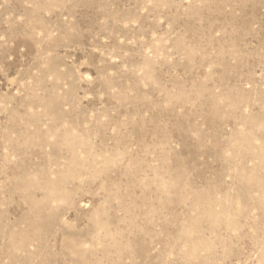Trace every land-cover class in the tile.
Here are the masks:
<instances>
[{"label": "rangeland", "instance_id": "rangeland-1", "mask_svg": "<svg viewBox=\"0 0 264 264\" xmlns=\"http://www.w3.org/2000/svg\"><path fill=\"white\" fill-rule=\"evenodd\" d=\"M0 264H264V0H0Z\"/></svg>", "mask_w": 264, "mask_h": 264}]
</instances>
